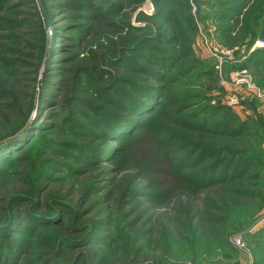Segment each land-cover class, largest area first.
<instances>
[{
    "label": "trees",
    "instance_id": "obj_1",
    "mask_svg": "<svg viewBox=\"0 0 264 264\" xmlns=\"http://www.w3.org/2000/svg\"><path fill=\"white\" fill-rule=\"evenodd\" d=\"M158 1L147 25L124 32L118 0H43L49 28L36 0H0V264H168L151 246L173 223L196 233L219 222L217 203L264 205V102L245 117L213 103L207 93L225 91L219 66L180 46L188 0ZM217 4L232 36L245 13ZM247 32L233 43L250 37V49L258 31ZM256 54L264 64V48ZM195 83L203 89L185 91Z\"/></svg>",
    "mask_w": 264,
    "mask_h": 264
},
{
    "label": "rangeland",
    "instance_id": "obj_2",
    "mask_svg": "<svg viewBox=\"0 0 264 264\" xmlns=\"http://www.w3.org/2000/svg\"><path fill=\"white\" fill-rule=\"evenodd\" d=\"M118 1H120L121 7L114 9V12H111V14L114 15L113 17L115 19L124 21L126 27L123 31L126 32L131 25L135 27L147 25L150 22L148 16L154 12L155 2L158 0ZM174 1L181 2L184 0ZM217 1L218 0H188L190 7H186L185 5L183 7V2H181L179 4L180 15L178 14V16L185 17L188 14L192 17V21H189V18L187 19V17L186 19L184 18L185 21L182 18V22L177 27L180 31H184L182 39L183 42L180 45L183 51H188L190 46L192 50H194V56H200L210 61L213 60V64L211 65H216L217 67L219 66V70L228 84L223 85L225 90L223 91L224 93L218 94L217 92H208L207 95L212 97L211 101L213 103H216V98H219L221 103L227 104L226 101L229 95L236 93L239 95L245 94L243 86H233L229 77L231 71L242 69V64L247 65V67L243 68H247L249 70L256 85L264 92V64L257 63L260 61L259 54H256L255 56L251 55L252 51L261 48L252 49L251 47L248 49L246 47V43L247 39L250 37H247L245 39L246 42L242 44L233 43L234 37L241 39V36L244 34L243 32L248 31L247 33H249L252 29H256L258 31L252 46L258 39H264V36L262 35L264 34L263 25H261V23L258 24V26L255 25V20L263 16L264 0H262V4H257L255 0H224L227 3H236L238 7H242V10L245 13L235 22L236 31L232 34V36L231 34H226L220 31L222 29L219 27L220 24L223 23L225 26L226 22L220 20V13L223 11L219 8ZM185 3L186 0L184 1V4ZM252 7L255 8V12H252ZM77 12L78 11L75 10L69 11L70 14H75ZM249 13H252L256 19H251L249 22H245L247 21L246 18ZM48 16L51 25V17L49 13ZM41 18L44 24L42 15ZM50 25L47 28H49ZM135 33H140V31L135 30ZM69 41L77 46L76 48H73L72 53H75L76 51L80 53L84 44L82 42L83 40H79L78 37L75 36L74 39H69ZM228 43H232V45H229ZM68 53L69 52L66 54L67 57ZM262 57H264V55L261 54V58ZM190 59H192V56L186 57V61ZM224 62H235L238 67L226 72L225 70H222L224 69ZM187 80L188 78L186 77L181 78L183 83ZM181 81H175L173 86L176 88L181 87V89H183V84L180 83ZM199 85L202 84L198 83L195 87L187 84L185 85V91H189L188 87H190V89L197 90L203 89ZM263 99L264 97H259L252 93L246 97L244 96L241 105L232 107L236 109L242 117H245L248 113H252V108L250 107L251 104L253 105L252 101L255 100L254 103H258L259 106V104L264 102ZM237 107H239V110ZM258 111V113L264 115V111L261 110V107H258ZM33 113L34 116L36 112L34 111ZM62 150L64 154L66 151H69L66 147H62ZM30 156V161L33 159L31 162V165H33V167L31 166L32 173H30V180L32 181L39 168V164H35L36 162H34L36 161L35 159L40 156L39 147L35 148ZM64 158L65 157L63 155L57 157L59 161H65ZM68 159L69 158L66 157V161H69ZM63 173H66L64 175H68L70 178L68 171L64 170ZM81 179H79V181ZM98 184L102 185L101 179ZM241 203L243 205L245 202ZM258 203L259 199L257 198L247 200L245 204L247 208H241V206L239 208L231 205L229 206V204L223 205L217 203V209H215L216 211L214 212V217L219 218V222L209 223L208 221L203 220L201 227H199V230L196 233L185 230L179 227L178 224L173 223L174 229L171 230V236L165 238L163 235V238L161 237L160 240H154L153 245L151 246V251L158 257H167L169 260L168 264H264V237H261L262 233L260 232V230L264 228V205L259 208ZM242 209L252 211V213H250L252 217L245 216L244 212H241ZM122 225L126 226L125 223ZM125 229L128 228L126 227ZM178 230L181 233L178 232ZM246 231H249V234H246ZM179 234H181V237L178 236ZM255 234L260 235H257L256 237ZM254 236L256 238H254ZM154 237L155 239H158L159 233H156ZM238 238L241 239V242H237ZM258 242L262 243L260 244ZM165 248H167V252H165ZM136 264L142 263L136 262Z\"/></svg>",
    "mask_w": 264,
    "mask_h": 264
},
{
    "label": "built area",
    "instance_id": "obj_3",
    "mask_svg": "<svg viewBox=\"0 0 264 264\" xmlns=\"http://www.w3.org/2000/svg\"><path fill=\"white\" fill-rule=\"evenodd\" d=\"M264 48V39H258L255 44L252 46V49L255 48ZM221 83L222 85H226L228 84L226 82V80L223 78V74L221 73ZM229 77L231 79V84L233 86H243L244 88V93L243 95H239V94H233V95H229V97L227 98L226 103L230 106H239L242 104V99L244 98V96H248L249 94H255L259 97H264V92L260 89V87H258L255 83V81L253 80V77L251 75V73L249 72V70L247 68H242V69H237L234 71H231L229 74ZM237 242H241V239L238 238Z\"/></svg>",
    "mask_w": 264,
    "mask_h": 264
},
{
    "label": "water",
    "instance_id": "obj_4",
    "mask_svg": "<svg viewBox=\"0 0 264 264\" xmlns=\"http://www.w3.org/2000/svg\"><path fill=\"white\" fill-rule=\"evenodd\" d=\"M36 2L38 5V8H39V11L43 17L44 24L46 27H48L50 25V20H49V16H48L45 4H44L43 0H36Z\"/></svg>",
    "mask_w": 264,
    "mask_h": 264
},
{
    "label": "crops",
    "instance_id": "obj_5",
    "mask_svg": "<svg viewBox=\"0 0 264 264\" xmlns=\"http://www.w3.org/2000/svg\"><path fill=\"white\" fill-rule=\"evenodd\" d=\"M262 107H263V109L261 108V110H263V111H264V105H262ZM237 109L239 110V107H237Z\"/></svg>",
    "mask_w": 264,
    "mask_h": 264
}]
</instances>
